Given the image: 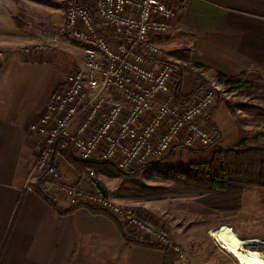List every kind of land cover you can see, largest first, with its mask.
I'll return each mask as SVG.
<instances>
[{
	"label": "built area",
	"instance_id": "1",
	"mask_svg": "<svg viewBox=\"0 0 264 264\" xmlns=\"http://www.w3.org/2000/svg\"><path fill=\"white\" fill-rule=\"evenodd\" d=\"M186 2L67 0L64 33L80 45L83 61L64 76L29 124L41 147L23 184L28 191L52 188L51 197L69 206L103 208L142 240L168 248L177 261L184 252L170 242L166 226L89 189L95 180L93 167L77 171V181L67 182L56 145L65 137L76 159L109 162L132 172L175 148H207L216 141L208 112L233 87L210 79L189 103L177 104L175 65L151 39L170 30L174 13Z\"/></svg>",
	"mask_w": 264,
	"mask_h": 264
},
{
	"label": "crops",
	"instance_id": "2",
	"mask_svg": "<svg viewBox=\"0 0 264 264\" xmlns=\"http://www.w3.org/2000/svg\"><path fill=\"white\" fill-rule=\"evenodd\" d=\"M22 2L0 0L4 48L27 39L22 33L31 23L22 19ZM167 33V43H174L169 47H175L170 57L177 48L190 50V61L200 65L204 80L217 72L233 77L249 71L259 74L264 84V0H187L174 13ZM25 53L11 54L0 69V264H164L163 248L128 245L111 217L86 206L60 214L37 189H23L41 147L29 124L62 80L53 61L26 58ZM194 81V76L188 78L182 93L195 91ZM217 109L207 120L217 132L216 144L225 148ZM61 166L65 180L76 182L70 167ZM52 191L47 193L51 196Z\"/></svg>",
	"mask_w": 264,
	"mask_h": 264
},
{
	"label": "rangeland",
	"instance_id": "3",
	"mask_svg": "<svg viewBox=\"0 0 264 264\" xmlns=\"http://www.w3.org/2000/svg\"><path fill=\"white\" fill-rule=\"evenodd\" d=\"M66 3L67 0H23L22 19L31 23L29 31L22 33L23 38L27 39L20 41L14 48H4L0 45V69L11 54L25 51L26 58L53 61L62 79L67 73L82 65V48L68 40L64 33ZM166 36L168 33L155 37L154 41L163 56L174 63L178 73V65L186 63L179 58L184 49L182 47L175 49L173 56L170 57L175 47L171 50L169 46L174 43H167ZM189 63L192 64L191 61ZM191 76L195 78L196 89L202 82L208 81H203L200 70L196 73L184 71L181 88L185 91L187 80ZM212 79H216V76ZM254 81L251 76L244 77L239 86L233 87L232 92L227 95L220 96L209 110L210 112L218 106L216 114L220 115L219 120L224 122L223 130L227 141L225 147L232 146L242 138L248 145L263 142L264 125L254 119L264 112V84L261 80ZM252 83L256 85L255 89L250 87ZM222 145L214 142L210 147L197 150L178 147L165 154L166 158L152 164L148 163L149 165L140 169L136 168L132 174L127 175L105 172L101 166H95L94 179L103 184L108 197L116 204L136 208L145 217L166 226L170 242L181 246L184 252V258L179 261L171 256L172 264H239L208 235V230L226 223L241 237L257 236L264 242V188L245 189L239 207L229 211H214L207 208L197 201L199 196L194 193L152 190L153 187H170L175 182L174 177L167 172V167L180 162H206L213 150L224 148ZM60 161L61 165L67 167L63 158ZM69 167L72 173L70 170L69 172L77 179V171L73 166ZM61 171L64 175L62 166ZM124 228L139 238L136 231L129 226L124 225ZM175 237L179 239L175 240ZM249 246L264 254V243H251Z\"/></svg>",
	"mask_w": 264,
	"mask_h": 264
},
{
	"label": "trees",
	"instance_id": "4",
	"mask_svg": "<svg viewBox=\"0 0 264 264\" xmlns=\"http://www.w3.org/2000/svg\"><path fill=\"white\" fill-rule=\"evenodd\" d=\"M151 39L154 40V38ZM188 51V49H184L183 54L181 53L179 55V58L183 62H186L185 64L183 63L178 65L179 71L176 76L177 82L174 91V99L175 102L179 105L189 103L194 97V95L198 92V90L209 83V80L206 82L203 79V81L205 82H202V85L197 90L189 94L182 93L181 81L183 72L192 71L196 73L198 71L197 69L200 66L195 63H189L190 58ZM215 76L219 82H224L225 84L231 87L239 86V83L243 82L244 77L251 76L255 81L262 80L260 75H255L254 73L252 74L249 71H243L233 77H227L226 75L217 72ZM255 86L256 85L254 83L250 85V87L254 89L256 88ZM254 120L264 125V112L258 114ZM207 123L211 127V124L208 122V120ZM56 148L57 151L63 156V160L67 164L73 166L76 171L84 169L87 166H101L102 170L105 172H115L119 175H127L133 173L122 171L109 162L83 161L76 159L70 152L65 137H60L58 139ZM164 158L166 157H160L151 162L150 164L160 161ZM146 165L149 164H145L141 167H138V169ZM166 170L171 176L174 177L175 182L171 184L170 187H153V189L149 188L150 190L160 189L163 192L171 191L176 193H194L199 196L197 201L211 210H234L239 207L242 198V193L245 189L264 188V139L263 142L260 144L248 145L246 144V140L242 138L232 146H228L225 148H217L213 150L210 159L206 162H180L167 167ZM89 189L92 191H99L105 195L108 194L103 184L97 179L94 180L93 185L89 186ZM37 191L60 214L72 212L74 209L80 206H86L94 212L103 213L111 217L118 225L124 237V240L128 245L132 243H141L157 247L154 243L142 241L134 237L131 232L128 233L125 230L124 225L116 218H114L109 211L103 208L92 207L90 205L76 204L66 209H63L58 205V202L55 201L46 192L44 188L38 187ZM163 250L165 256L164 264H172L169 249L163 248Z\"/></svg>",
	"mask_w": 264,
	"mask_h": 264
},
{
	"label": "bare ground",
	"instance_id": "5",
	"mask_svg": "<svg viewBox=\"0 0 264 264\" xmlns=\"http://www.w3.org/2000/svg\"><path fill=\"white\" fill-rule=\"evenodd\" d=\"M208 235L219 243L239 264H264V254L249 246L251 243H264L257 236L241 237L226 223L209 229Z\"/></svg>",
	"mask_w": 264,
	"mask_h": 264
}]
</instances>
